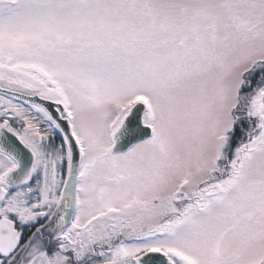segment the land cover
Returning <instances> with one entry per match:
<instances>
[{"label":"snow or ice","instance_id":"6c2138e0","mask_svg":"<svg viewBox=\"0 0 264 264\" xmlns=\"http://www.w3.org/2000/svg\"><path fill=\"white\" fill-rule=\"evenodd\" d=\"M0 264H264V0H0Z\"/></svg>","mask_w":264,"mask_h":264}]
</instances>
